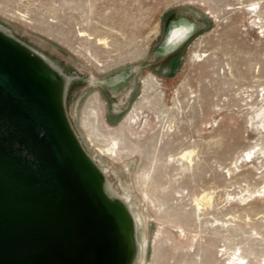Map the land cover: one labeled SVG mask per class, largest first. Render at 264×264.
Returning <instances> with one entry per match:
<instances>
[{
    "label": "rangeland",
    "instance_id": "374dc122",
    "mask_svg": "<svg viewBox=\"0 0 264 264\" xmlns=\"http://www.w3.org/2000/svg\"><path fill=\"white\" fill-rule=\"evenodd\" d=\"M0 50L127 198L123 264H264V0H0Z\"/></svg>",
    "mask_w": 264,
    "mask_h": 264
},
{
    "label": "water",
    "instance_id": "95a60500",
    "mask_svg": "<svg viewBox=\"0 0 264 264\" xmlns=\"http://www.w3.org/2000/svg\"><path fill=\"white\" fill-rule=\"evenodd\" d=\"M4 55L8 57L0 62L41 104L63 165L54 172L52 190L32 175L0 183V264H123L132 214L128 219L118 204L104 196L90 159L66 127L49 117L60 107L47 104L21 65L27 74L42 80L55 102L48 75L27 58ZM41 74L47 76V83ZM14 182L23 189L13 188Z\"/></svg>",
    "mask_w": 264,
    "mask_h": 264
},
{
    "label": "flooded vegetation",
    "instance_id": "af4514ba",
    "mask_svg": "<svg viewBox=\"0 0 264 264\" xmlns=\"http://www.w3.org/2000/svg\"><path fill=\"white\" fill-rule=\"evenodd\" d=\"M44 24L35 21L33 26L59 35L57 28ZM5 57L0 50V58ZM62 165L59 146L38 99L0 62V183L32 175L52 190L54 172ZM19 185L14 182L13 188L23 189Z\"/></svg>",
    "mask_w": 264,
    "mask_h": 264
},
{
    "label": "bare ground",
    "instance_id": "6f19581e",
    "mask_svg": "<svg viewBox=\"0 0 264 264\" xmlns=\"http://www.w3.org/2000/svg\"><path fill=\"white\" fill-rule=\"evenodd\" d=\"M80 33L83 34L82 32H80ZM190 34H191V26L186 24V23L181 24L179 26L171 27L167 36H166V43L168 45L181 44L189 38ZM101 40H103L104 45H107V42L103 38L98 39V41H101ZM41 75H42V78H44L45 82L47 83V80H48L47 76L46 75L44 76L43 74H41ZM89 115L91 117H93L94 119L97 118V111H96L95 107L91 108V110L89 111ZM118 145H119V137H113V138H111V141L105 145L106 148H105V150H102V152L107 153L111 156L117 155ZM122 151H124V150H122ZM185 153H186V151L183 152L182 156L186 155ZM190 153L191 152H189V155H191ZM87 157L90 159L89 155H87ZM187 157L189 158V156H187ZM90 161H91V159H90ZM91 162H92L93 167H94L93 171L98 177V180L100 182L101 189H102L104 196L106 198L110 199V201H112L113 203L118 204L120 209L127 216V218L131 220V214H130L131 212L127 206V202H128L127 198L123 195L116 193V191L114 190L112 184L110 183V181L107 177L106 170L103 169L96 161L92 160Z\"/></svg>",
    "mask_w": 264,
    "mask_h": 264
}]
</instances>
